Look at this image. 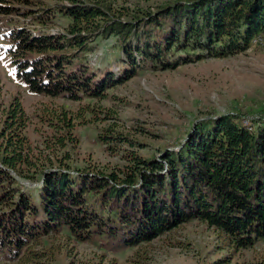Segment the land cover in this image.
Here are the masks:
<instances>
[{"label":"trees","instance_id":"obj_1","mask_svg":"<svg viewBox=\"0 0 264 264\" xmlns=\"http://www.w3.org/2000/svg\"><path fill=\"white\" fill-rule=\"evenodd\" d=\"M20 1L25 5L0 0V14H27L41 28L55 12L67 22L55 33L20 25L0 32L15 78L29 93L78 103L102 100L108 88L140 68L166 70L230 56L264 34V0H163L117 9L110 5L113 0H56L53 7L37 9L27 6L40 0ZM111 35L119 44L116 67H92L86 56L94 49L92 41ZM86 112L94 120L112 116L111 110L88 104H79L74 115L50 112V124L64 133L52 146L44 141L48 152L43 154L34 152L24 135L26 116L18 97L2 109V259L41 256L32 245L62 230L76 241L103 237L112 252L136 248L190 220L213 228L235 249L264 242V111L249 123L230 113L200 118L177 149L158 157L126 149L120 174L72 170L67 154L54 153L64 146L73 120ZM97 139L105 146L134 142L113 125L102 127ZM14 174L36 185L28 191ZM130 260L112 256L99 264Z\"/></svg>","mask_w":264,"mask_h":264},{"label":"rangeland","instance_id":"obj_2","mask_svg":"<svg viewBox=\"0 0 264 264\" xmlns=\"http://www.w3.org/2000/svg\"><path fill=\"white\" fill-rule=\"evenodd\" d=\"M5 1L10 6L25 5L20 0ZM160 1L163 0H113L110 5L116 9L130 8L136 4L153 6ZM55 2L40 0L26 6L32 9L53 7ZM66 22V18L55 12L41 28L27 14L11 12L0 14V32L20 25L55 33L62 31ZM6 44L0 37V115L12 98L18 97L26 116L24 135L34 152H48L43 147L44 141L52 146L56 137L61 138L64 133L58 124H55L57 129L52 127L47 116L50 112L65 110L74 115L79 104L112 111L108 120H94L87 112L73 120L70 134L64 135V146L54 150L57 156L62 153L69 156L67 163L72 170L120 174L118 170L127 163L122 158L126 149L146 157H158L162 151L177 149L200 118L230 113L239 115L243 123H249L264 111V49L259 46L173 69L140 68L130 79L108 88L102 100L85 98L78 103L62 97L29 93L14 76L4 54ZM92 45L94 49L86 54L92 67H116L120 52L114 36L96 37ZM51 122L56 123L54 119ZM111 125L132 139L133 146L114 141L105 146L99 142L97 134L102 127ZM14 176L27 186L28 191L36 185L35 181ZM31 250L43 254L28 260L22 257L10 261L0 257V264H99L102 259L112 256L122 263L125 259H133L128 261L130 264H264L263 241L258 240L249 248L235 249L227 245L216 230L197 220L179 224L136 248L115 252L106 249L103 237L76 241L64 230L40 237Z\"/></svg>","mask_w":264,"mask_h":264},{"label":"built area","instance_id":"obj_3","mask_svg":"<svg viewBox=\"0 0 264 264\" xmlns=\"http://www.w3.org/2000/svg\"><path fill=\"white\" fill-rule=\"evenodd\" d=\"M249 46H259L264 49V34L255 35L251 40Z\"/></svg>","mask_w":264,"mask_h":264}]
</instances>
